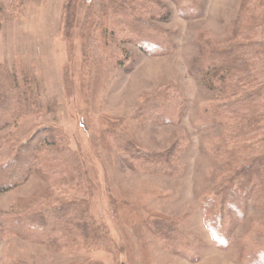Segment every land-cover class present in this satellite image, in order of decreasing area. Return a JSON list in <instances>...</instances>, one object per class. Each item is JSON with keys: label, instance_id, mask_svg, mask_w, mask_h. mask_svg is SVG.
<instances>
[{"label": "rangeland", "instance_id": "obj_1", "mask_svg": "<svg viewBox=\"0 0 264 264\" xmlns=\"http://www.w3.org/2000/svg\"><path fill=\"white\" fill-rule=\"evenodd\" d=\"M110 1L0 0V71L40 106L0 131V148L56 130V138L81 152L92 182L71 186L33 172L24 184L0 191V212L33 214L46 203L85 199L107 231L103 248L60 252L0 233V264H256L264 250V207L250 199L244 218L222 211L230 244L221 247L207 228L204 204L220 180L264 154V131L235 143L230 126H204L213 107L231 96L234 75L241 89L264 85V56L217 62L200 75L195 68L208 43H264V0H113L162 14L139 15L169 37L171 51L162 55L135 45L146 26L121 27ZM189 7L196 16L181 15ZM155 98L177 106L169 110L172 124L146 117ZM131 142L170 162L128 163L123 148ZM230 151L237 156L229 159ZM161 219L180 228L178 245L153 235L149 227Z\"/></svg>", "mask_w": 264, "mask_h": 264}, {"label": "trees", "instance_id": "obj_2", "mask_svg": "<svg viewBox=\"0 0 264 264\" xmlns=\"http://www.w3.org/2000/svg\"><path fill=\"white\" fill-rule=\"evenodd\" d=\"M192 2L196 5L197 0H192ZM126 4L133 8L132 11L138 13L139 8L133 1H110L111 9L115 7V13L119 16L118 23L121 27L125 26L131 30L135 24L140 25V21L146 26L141 31L142 34L139 33L135 38V45L146 54L170 53L169 37L156 26L149 25L139 18V15L151 14L154 16L152 19L155 20L162 14L160 17H155L154 11L140 13L141 9H139L140 14H133L126 9ZM70 9L68 8L67 11ZM180 10L184 17L189 15L187 13L192 16L198 13L196 8L191 7ZM67 14V21L70 25L72 10L71 14L70 11ZM146 29L149 33L144 32ZM163 46L167 50H159ZM246 56L250 59L264 56V43L237 45L232 43V40L223 42V44L208 43L201 49L195 74L206 73L208 66L217 62L229 64ZM234 79L228 86L231 96L213 107L212 119L205 124L204 128L226 124L230 126V140L241 143L251 135L264 131V85L257 84L249 90L241 89ZM156 99L158 98L150 100L152 103L149 108H153V112L145 111L146 117L156 124H172L176 119L169 110L175 111L177 106H164L163 102L156 101ZM12 103H14L13 106ZM39 110L40 106L30 92L28 93L26 88L21 89L18 85L13 86L0 71V131ZM140 113L143 114L144 111L141 110ZM42 132V130L38 131L18 146L13 143L14 145L4 144L0 148L1 192L10 191L24 184L33 172H38L46 179L65 181L64 183L71 186L81 187L85 183H92L89 180V173L81 152L79 151L78 155L72 151L65 137L57 136L56 138V130L45 129V135ZM262 143L264 145V139ZM45 145L51 148L46 150V157L42 158L40 153ZM135 146L131 142L123 148L128 163L141 162L153 166H165L170 162L163 161V158L167 159L166 155L145 153L136 149ZM236 156L237 153L234 151L228 152L229 159ZM232 171V176L218 182L213 197L208 198L204 204L207 228L221 247L230 244V236L222 211L229 215H236L238 218H244L247 210L246 204L250 199H254L259 206L264 207V154L243 168ZM220 172L227 173L225 169ZM158 221L160 225L157 224ZM158 221L153 227H149L153 235L159 237L168 246L178 245L182 236L180 228L174 222H162L163 219ZM0 233L14 234L24 240L45 244L57 252L66 249L74 250L78 247L88 251L100 249L105 246L107 237V231L91 217L88 202L85 199L60 201L57 204L46 203L33 214H23L16 210L0 212ZM261 238L264 240V234ZM258 257L256 264H264V250L259 252Z\"/></svg>", "mask_w": 264, "mask_h": 264}]
</instances>
